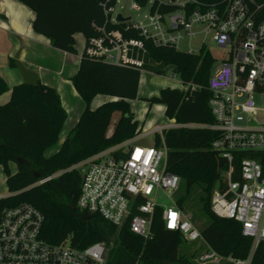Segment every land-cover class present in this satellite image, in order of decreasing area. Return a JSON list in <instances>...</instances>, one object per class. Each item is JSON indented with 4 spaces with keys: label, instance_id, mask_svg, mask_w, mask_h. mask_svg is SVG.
<instances>
[{
    "label": "trees",
    "instance_id": "16d2710c",
    "mask_svg": "<svg viewBox=\"0 0 264 264\" xmlns=\"http://www.w3.org/2000/svg\"><path fill=\"white\" fill-rule=\"evenodd\" d=\"M18 1L34 12L33 30L46 36L51 46L71 54L76 53L74 34L79 33L86 40L96 34L92 23L104 21L100 5L103 0ZM135 1L139 5L146 2ZM113 2L110 0L109 4ZM145 46L149 59L147 70L161 73L172 65L182 83L197 86L186 90L164 87L157 95L147 98L150 104H162L164 115L179 124L163 130L166 169L183 180L186 192L192 185L201 184L202 211L208 221L200 233L206 243L223 257L244 258L251 249V238L241 233L237 221L218 217L210 209L215 183L219 181L218 189L222 191L225 188L223 173L228 170L227 160L211 147L219 131L202 127L214 123L208 106L211 92L207 79L215 59L208 50L189 54L147 42ZM9 63L14 65L12 59ZM139 77L137 67L104 62L88 55L84 47L77 71L71 77L84 109L60 147L48 156L44 152L56 143L66 118L59 95L41 81L35 85L13 86L9 100L0 104V166L7 189L13 194L0 199V209L22 203L35 206L43 216L40 235L50 243H58L67 236L77 247L104 241L111 246L105 264H136L141 259L148 263L180 260L179 246L185 240L179 232L164 227L160 206L154 208L151 217L150 237L143 239L132 233L128 224L117 227L99 214L80 210L77 207L80 173L77 169H68L139 132L142 126L130 105V100L137 97ZM7 89L0 76V95ZM98 94L111 99L91 108V100ZM115 111L119 116L107 136L106 130ZM199 124L201 126H197ZM154 139L155 146H160L159 135ZM243 158L255 159L264 176V149L233 151L232 180L241 179L239 166ZM9 162L16 164V172H10ZM60 171L50 180L35 184L41 177ZM175 201L182 209L185 197L176 196ZM251 264H264V241L255 248Z\"/></svg>",
    "mask_w": 264,
    "mask_h": 264
},
{
    "label": "built area",
    "instance_id": "2783aa9c",
    "mask_svg": "<svg viewBox=\"0 0 264 264\" xmlns=\"http://www.w3.org/2000/svg\"><path fill=\"white\" fill-rule=\"evenodd\" d=\"M109 1L100 2L104 21L92 23L96 34L85 40L90 56L137 67L141 73L149 71L146 42L189 54L208 50L213 43L222 51L219 67L207 79L214 123L202 127L219 131L211 147L227 160L228 170L223 173L225 188L212 193L210 209L218 217L237 221L252 245L244 258L223 257L206 243L175 200L162 207L150 199L158 190L173 195L179 188V176L166 169L163 139V130L179 126L174 121L141 127L136 139L152 135L150 145L130 144L131 138L69 167L80 173L77 207L117 227L128 224L132 233L147 239L154 208L160 206L166 229L179 232L186 242L198 243L199 262L223 259L228 264H251L255 248L264 241V176L255 159L243 158L241 179L232 180L231 161L233 151L264 149V125L237 124L255 110L253 94H264V0H146L143 5L131 0V10L149 4L148 13L138 20L121 14L123 19L117 20L119 14L112 16L116 0ZM183 85V90L197 87ZM155 135L160 137V146H155ZM61 172L42 177L36 184ZM42 220L41 212L29 203L0 209V264H105L108 245L104 241L85 247L72 245L69 236L58 243L47 242L40 235Z\"/></svg>",
    "mask_w": 264,
    "mask_h": 264
},
{
    "label": "crops",
    "instance_id": "0c3cea01",
    "mask_svg": "<svg viewBox=\"0 0 264 264\" xmlns=\"http://www.w3.org/2000/svg\"><path fill=\"white\" fill-rule=\"evenodd\" d=\"M33 19L34 12L22 2L18 0H0V76L6 82L8 88L0 95V104H4L9 100L11 88L13 86L23 83L22 75L16 68L15 63L14 65L9 63L10 59L14 61L15 56L18 55V60L25 67L34 71L39 81L54 88L59 95L61 105L66 113L65 122L56 143L44 152L45 156H48L46 152L49 149L54 146L56 147V149L50 153L52 154L60 147L62 141L67 136L65 134L75 125L84 109V102L74 88L71 77L77 71L80 56L85 46V39L79 33L74 34L76 41L75 54L57 49L51 46L46 36L33 30ZM77 36L82 40V46L80 48L77 47ZM139 83L138 91L140 86ZM161 89H159V91ZM109 99H111V97L108 95L98 94L91 100L90 106L91 108H95ZM133 100H130V105ZM155 105L158 106V111H163L164 114V106L162 104ZM118 116L119 114L116 115L114 124ZM134 117L142 127L152 124H168L173 122V119L169 118H167L168 121H166L159 117L146 120L143 117L138 118V116L135 115ZM158 120L161 122L157 123ZM113 128L114 125L110 130L107 128V136L112 133ZM12 163L14 162H9L10 169H12ZM16 167L17 166H15V169Z\"/></svg>",
    "mask_w": 264,
    "mask_h": 264
},
{
    "label": "rangeland",
    "instance_id": "374dc122",
    "mask_svg": "<svg viewBox=\"0 0 264 264\" xmlns=\"http://www.w3.org/2000/svg\"><path fill=\"white\" fill-rule=\"evenodd\" d=\"M131 4V0H116L113 9L112 16L115 17L117 14H121L123 17H131V19L138 20L142 18L144 15L148 13L149 4L138 9L131 10L129 6ZM196 30H200L197 28ZM197 41L194 40L193 46L196 47ZM182 45H186V42H183ZM82 46V40L79 36H77V47L80 48ZM208 51L214 57L215 62L213 63L210 72L214 71L220 65L221 54L222 51L215 46V44L210 43L208 45ZM164 70V69H163ZM162 70L161 73H155L152 71L140 73V86L138 91V96L132 101L131 107L133 114L135 116L143 117L146 119H155L161 118L163 120L168 121L167 117L163 114V111L159 112L157 109V105L150 104L147 101L152 95L158 93L159 89L162 87H174L178 89H183L184 85L181 82V78L177 72L173 69H168L166 72ZM253 99L255 102V110L247 115H243V119L237 121L238 125L241 126H257L264 125V94L254 93ZM161 110V109H160ZM118 112H113L111 116V120L108 125V130L112 128L114 125V119ZM161 121L158 120L157 123ZM169 124V123H168ZM159 125H165L159 124ZM197 126H201L200 124ZM146 127V126H144ZM68 134V132H67ZM65 134V135H67ZM137 136L130 140V144H142V145H150L153 140L152 135H148L145 138L136 139ZM64 139V138H63ZM56 147H52L49 149L46 154L49 155ZM15 163H12L10 172L14 173L17 170L15 169ZM38 175V174H37ZM42 178V177H41ZM38 180L35 182V184ZM11 192L7 189L5 184V173L3 172L2 167L0 166V195H8ZM176 196H184L185 201L183 202L182 211L186 214V216L190 219V221L200 230L206 223L207 218L204 216L202 211V204L200 197L204 196V192L202 191L201 184L192 185L189 190L186 192L183 187V180L180 181V186L177 192L173 195H167L166 192L158 190L156 194H152L150 199L156 202L158 205L162 207H166L172 204V201L176 199ZM198 243L184 241L179 246L178 255L180 260L174 262L163 261L160 263H148L144 260H138L136 264H228L226 260L217 261H208L206 263L199 262L197 258V254L199 249H197ZM214 250V249H213ZM111 251V246H108V252ZM110 254V253H109Z\"/></svg>",
    "mask_w": 264,
    "mask_h": 264
},
{
    "label": "water",
    "instance_id": "95a60500",
    "mask_svg": "<svg viewBox=\"0 0 264 264\" xmlns=\"http://www.w3.org/2000/svg\"><path fill=\"white\" fill-rule=\"evenodd\" d=\"M117 20H122L123 18L121 15H117L116 17ZM16 68L19 70L20 74L22 75L23 78V83L28 84V85H35L38 83V77L37 74L30 70L29 68L25 67L19 60H18V55L15 56L14 60ZM168 69H175V66L169 65L166 68H164V72H166ZM36 177H39V175H36ZM219 187V181H216L214 190H217Z\"/></svg>",
    "mask_w": 264,
    "mask_h": 264
}]
</instances>
